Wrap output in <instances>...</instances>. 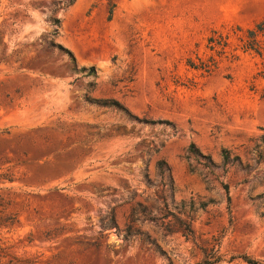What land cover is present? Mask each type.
Masks as SVG:
<instances>
[{
  "label": "rangeland",
  "instance_id": "374dc122",
  "mask_svg": "<svg viewBox=\"0 0 264 264\" xmlns=\"http://www.w3.org/2000/svg\"><path fill=\"white\" fill-rule=\"evenodd\" d=\"M262 20L0 0V264H264V50L242 49Z\"/></svg>",
  "mask_w": 264,
  "mask_h": 264
},
{
  "label": "trees",
  "instance_id": "16d2710c",
  "mask_svg": "<svg viewBox=\"0 0 264 264\" xmlns=\"http://www.w3.org/2000/svg\"><path fill=\"white\" fill-rule=\"evenodd\" d=\"M211 41V40H210ZM58 50L61 52H64L68 54L71 57V54L64 50L61 46H57ZM242 49L244 51H252L255 53H261L262 50H264V20L258 22L253 28L246 31L244 36V44L242 46ZM94 72V68L90 69V73ZM104 105L113 106L119 110H125L124 107L116 101L113 102H104ZM190 152L193 154H198V151L194 148V146L190 147ZM223 158L225 161H229V153L227 151L223 152ZM236 160H238V157H235ZM225 191H227L228 187L227 185H224ZM204 253V258L201 263L198 264H215L219 262L220 256L217 254L208 255L207 253ZM246 263L248 264H258L257 261L254 260H246Z\"/></svg>",
  "mask_w": 264,
  "mask_h": 264
}]
</instances>
